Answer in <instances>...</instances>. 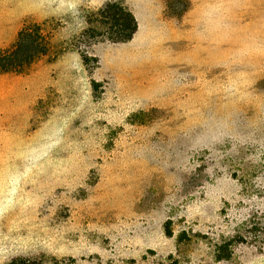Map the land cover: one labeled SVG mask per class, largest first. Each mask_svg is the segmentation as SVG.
I'll return each mask as SVG.
<instances>
[{"label":"rangeland","instance_id":"1","mask_svg":"<svg viewBox=\"0 0 264 264\" xmlns=\"http://www.w3.org/2000/svg\"><path fill=\"white\" fill-rule=\"evenodd\" d=\"M71 1L0 0V264H264V0Z\"/></svg>","mask_w":264,"mask_h":264},{"label":"trees","instance_id":"2","mask_svg":"<svg viewBox=\"0 0 264 264\" xmlns=\"http://www.w3.org/2000/svg\"><path fill=\"white\" fill-rule=\"evenodd\" d=\"M97 15L103 27V32H99L98 36L106 37L110 42H128L137 32L134 16L119 2L106 3ZM96 33L95 29L89 28L84 34L94 37ZM49 46L50 39L38 26L24 30L13 47L0 51V73H23L35 60L47 53ZM258 225L264 234V222Z\"/></svg>","mask_w":264,"mask_h":264},{"label":"crops","instance_id":"3","mask_svg":"<svg viewBox=\"0 0 264 264\" xmlns=\"http://www.w3.org/2000/svg\"><path fill=\"white\" fill-rule=\"evenodd\" d=\"M113 1L123 2L124 5L130 11V13H132V15L136 19H138L137 16L140 13V9L138 8L139 5L145 3L146 1H151V0H74V2L71 1V7L74 6V8L77 9L78 6H80L81 4H86L90 9H98L102 7L104 4Z\"/></svg>","mask_w":264,"mask_h":264}]
</instances>
